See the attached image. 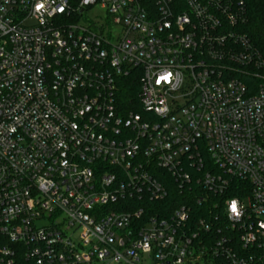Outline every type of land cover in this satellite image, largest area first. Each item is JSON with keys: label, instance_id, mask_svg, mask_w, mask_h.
Masks as SVG:
<instances>
[{"label": "built area", "instance_id": "2783aa9c", "mask_svg": "<svg viewBox=\"0 0 264 264\" xmlns=\"http://www.w3.org/2000/svg\"><path fill=\"white\" fill-rule=\"evenodd\" d=\"M263 5L0 0V264H264Z\"/></svg>", "mask_w": 264, "mask_h": 264}, {"label": "trees", "instance_id": "16d2710c", "mask_svg": "<svg viewBox=\"0 0 264 264\" xmlns=\"http://www.w3.org/2000/svg\"><path fill=\"white\" fill-rule=\"evenodd\" d=\"M245 32L251 37L255 46L264 57V5L256 6L250 17V22Z\"/></svg>", "mask_w": 264, "mask_h": 264}, {"label": "snow or ice", "instance_id": "6c2138e0", "mask_svg": "<svg viewBox=\"0 0 264 264\" xmlns=\"http://www.w3.org/2000/svg\"><path fill=\"white\" fill-rule=\"evenodd\" d=\"M38 7H42V5H38ZM231 207H232V211H233V212H236V206H235L234 203H233V205H232Z\"/></svg>", "mask_w": 264, "mask_h": 264}, {"label": "rangeland", "instance_id": "374dc122", "mask_svg": "<svg viewBox=\"0 0 264 264\" xmlns=\"http://www.w3.org/2000/svg\"><path fill=\"white\" fill-rule=\"evenodd\" d=\"M91 16V15H90Z\"/></svg>", "mask_w": 264, "mask_h": 264}]
</instances>
